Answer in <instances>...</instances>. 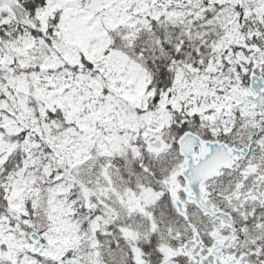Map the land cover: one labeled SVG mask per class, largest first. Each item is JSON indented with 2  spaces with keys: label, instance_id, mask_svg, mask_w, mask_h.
Segmentation results:
<instances>
[{
  "label": "snow or ice",
  "instance_id": "snow-or-ice-1",
  "mask_svg": "<svg viewBox=\"0 0 264 264\" xmlns=\"http://www.w3.org/2000/svg\"><path fill=\"white\" fill-rule=\"evenodd\" d=\"M0 264H264V0H0Z\"/></svg>",
  "mask_w": 264,
  "mask_h": 264
}]
</instances>
